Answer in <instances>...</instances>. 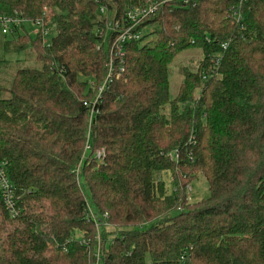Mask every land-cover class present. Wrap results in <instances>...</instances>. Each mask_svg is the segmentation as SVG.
Wrapping results in <instances>:
<instances>
[{
    "label": "trees",
    "instance_id": "16d2710c",
    "mask_svg": "<svg viewBox=\"0 0 264 264\" xmlns=\"http://www.w3.org/2000/svg\"><path fill=\"white\" fill-rule=\"evenodd\" d=\"M135 1L0 0V17L24 21L0 33V163L17 211L0 191V264H94L96 250L99 264H264L263 2L243 8V40L236 0L168 4L94 103L88 81L110 56L100 29ZM27 50L36 67L1 77L3 56ZM190 51L199 61L172 95L171 67ZM198 176L209 196L189 204Z\"/></svg>",
    "mask_w": 264,
    "mask_h": 264
},
{
    "label": "built area",
    "instance_id": "2783aa9c",
    "mask_svg": "<svg viewBox=\"0 0 264 264\" xmlns=\"http://www.w3.org/2000/svg\"><path fill=\"white\" fill-rule=\"evenodd\" d=\"M199 1L200 0H137L135 3H130V5L125 8L123 16L120 19L116 21H105L103 27L100 29V34L104 35V39L110 36V42L108 46L110 56L105 64L107 71L106 77L100 83H97V81L94 80L88 81V88L92 92L94 91L96 93L93 102L95 103L100 99L101 94L106 89L107 83L112 77L113 59L123 58V47L127 43L143 39L152 32V29L149 27L139 28L141 24H143L151 16L166 8L168 4L193 8L199 4ZM248 1L249 0H236L235 4L229 8L230 19L234 25L237 37L241 40H243V33L245 31L243 8L245 5H247ZM262 2L264 6V0H262ZM103 12L104 10L101 9V13ZM23 23L24 21L19 18L0 17V33L6 35L12 34L14 31L23 30ZM33 26L36 27V31L33 33V35H37L38 31L42 30V25L40 22H36L33 24ZM144 30L147 31L144 32ZM41 34L42 37H45V31H42ZM232 39L229 38L223 44H221L222 51H225L228 48L229 44L232 42ZM45 42L46 41L44 39V43ZM220 58L221 56L217 54L211 58V61L214 65H216ZM118 77L119 74L115 76L116 79H118ZM83 106L89 108L90 104L84 103ZM99 156L100 154L97 153L96 157L99 158ZM11 190L12 187L6 174V167L0 163V191L2 199L6 208L9 210L10 215L14 217L17 215V211L15 210L14 204L12 203ZM99 257V252L96 250L95 260H97V262L94 264H99Z\"/></svg>",
    "mask_w": 264,
    "mask_h": 264
},
{
    "label": "rangeland",
    "instance_id": "374dc122",
    "mask_svg": "<svg viewBox=\"0 0 264 264\" xmlns=\"http://www.w3.org/2000/svg\"><path fill=\"white\" fill-rule=\"evenodd\" d=\"M27 31H29L30 35L34 36L33 33L36 31V29L33 26H27ZM147 30H144L146 32ZM53 32H50V35L47 37L46 42H49L50 39L54 36ZM30 50L25 51L22 54H6L3 56L2 61H5L6 64H4V68H2L3 72L1 73V77H8L10 73V69L16 70L19 68H26V67H36V63L34 61V58L30 54ZM200 55L198 54V51H190L189 53L183 54V56L176 60V62L171 67V75H170V92L173 94L176 93L178 89L179 82L181 80V76L179 75V68L182 67V65H192L199 61ZM189 63V64H188ZM197 65V64H195ZM192 68V66H190ZM7 68V69H6ZM9 69V71H7ZM187 187V190H186ZM185 190L187 191V198L189 204H194L201 202L208 198L209 192H208V185L206 180L203 177H196L195 181H193L189 187L186 185ZM146 228V227H145ZM143 228V229H145ZM108 231V238L109 235L115 233L117 230L113 228H106ZM79 237V236H78ZM100 233L96 236L97 244L101 241Z\"/></svg>",
    "mask_w": 264,
    "mask_h": 264
},
{
    "label": "bare ground",
    "instance_id": "6f19581e",
    "mask_svg": "<svg viewBox=\"0 0 264 264\" xmlns=\"http://www.w3.org/2000/svg\"><path fill=\"white\" fill-rule=\"evenodd\" d=\"M95 262H97V260H95Z\"/></svg>",
    "mask_w": 264,
    "mask_h": 264
}]
</instances>
